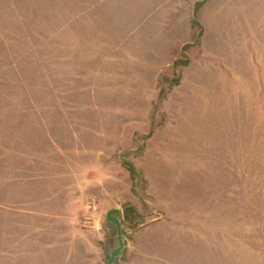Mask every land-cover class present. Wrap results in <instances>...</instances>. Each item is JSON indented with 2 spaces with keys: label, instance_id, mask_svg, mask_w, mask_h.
I'll list each match as a JSON object with an SVG mask.
<instances>
[{
  "label": "rangeland",
  "instance_id": "374dc122",
  "mask_svg": "<svg viewBox=\"0 0 264 264\" xmlns=\"http://www.w3.org/2000/svg\"><path fill=\"white\" fill-rule=\"evenodd\" d=\"M0 264H264V0H0Z\"/></svg>",
  "mask_w": 264,
  "mask_h": 264
}]
</instances>
